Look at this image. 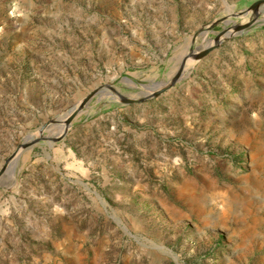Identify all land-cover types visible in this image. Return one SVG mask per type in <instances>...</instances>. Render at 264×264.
<instances>
[{
	"label": "rangeland",
	"instance_id": "rangeland-1",
	"mask_svg": "<svg viewBox=\"0 0 264 264\" xmlns=\"http://www.w3.org/2000/svg\"><path fill=\"white\" fill-rule=\"evenodd\" d=\"M254 1L0 0V168L94 90L152 92ZM13 170L0 264H264V10L160 96L95 97Z\"/></svg>",
	"mask_w": 264,
	"mask_h": 264
},
{
	"label": "water",
	"instance_id": "water-1",
	"mask_svg": "<svg viewBox=\"0 0 264 264\" xmlns=\"http://www.w3.org/2000/svg\"><path fill=\"white\" fill-rule=\"evenodd\" d=\"M263 10H264V0H256L250 3L249 5H247L245 9L239 10L238 12H233L231 14L232 18L229 20V23H231L230 26H228L220 34H218L212 43H208L202 46L201 48H199L197 51H192L186 54L181 59L179 66L174 70L173 74L169 77V79L161 83L152 92H148L141 97H133L121 93L115 87L114 84H106L89 93L81 101H79L77 104L69 108L67 112L64 114H66L67 117L71 112L84 110L95 97H100V99L102 97H111L113 100H116L117 102H123L125 104H140L160 96L161 94H163L165 91H167L169 88L173 87L177 83L188 60L196 62L198 60L203 59L210 52L217 49L223 43L224 40L231 38L232 36H235L239 32L244 31L245 29L250 27L257 20L258 16ZM248 12L252 13V17L247 22L241 24H234L235 23L234 18L240 15H245ZM126 80H131V79L126 78ZM105 92H107L108 94H106ZM70 120H67L66 123H68ZM62 121H63L62 115H58L50 119L47 123L40 126L38 128L39 129L38 133L36 132L28 133L23 139V141L18 145L16 150L11 154V156L5 161L3 166L0 168V180L9 172L10 166H12V164L14 166L13 172H15L17 161L25 150L43 143H46L49 146H53L55 143L62 140V138L67 134L70 126L56 136H54L51 133V128L54 125L61 124Z\"/></svg>",
	"mask_w": 264,
	"mask_h": 264
},
{
	"label": "bare ground",
	"instance_id": "bare-ground-1",
	"mask_svg": "<svg viewBox=\"0 0 264 264\" xmlns=\"http://www.w3.org/2000/svg\"><path fill=\"white\" fill-rule=\"evenodd\" d=\"M189 62V60L187 61ZM190 69H186V72H189ZM83 110L81 111H76V112H71L63 121H62V124H63V130L61 132H63L67 127L70 126L71 124V120L76 117L78 114H80ZM71 119V120H70ZM67 120H70L68 123H66ZM39 130V129H38ZM38 130L36 133H38ZM13 166V164H12ZM10 166V168L12 167ZM13 169V168H12Z\"/></svg>",
	"mask_w": 264,
	"mask_h": 264
},
{
	"label": "crops",
	"instance_id": "crops-1",
	"mask_svg": "<svg viewBox=\"0 0 264 264\" xmlns=\"http://www.w3.org/2000/svg\"><path fill=\"white\" fill-rule=\"evenodd\" d=\"M0 207H1V211H0V222H4V220H8V217H7L8 213H7V211H6L7 208H8V205L6 204V205H5V208H3L2 205H1ZM19 216H20V215H19ZM20 217H22V216H20ZM31 217H33L32 214H30V218H31ZM30 218H29V219H30ZM34 219L36 220L35 217H34ZM22 233H23V232H20V233H19V236H20V237H24V236L22 235ZM30 234H32V233H30ZM2 239H3V240H6L5 237H3ZM20 240H21V242H23V239H20ZM0 250H1V248H0Z\"/></svg>",
	"mask_w": 264,
	"mask_h": 264
}]
</instances>
